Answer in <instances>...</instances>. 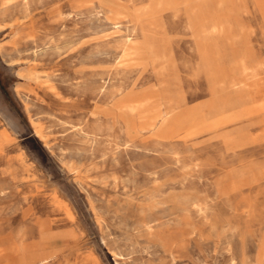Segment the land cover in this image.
Instances as JSON below:
<instances>
[{"label":"rangeland","instance_id":"rangeland-1","mask_svg":"<svg viewBox=\"0 0 264 264\" xmlns=\"http://www.w3.org/2000/svg\"><path fill=\"white\" fill-rule=\"evenodd\" d=\"M117 263L264 264V0H0V264Z\"/></svg>","mask_w":264,"mask_h":264},{"label":"bare ground","instance_id":"bare-ground-1","mask_svg":"<svg viewBox=\"0 0 264 264\" xmlns=\"http://www.w3.org/2000/svg\"><path fill=\"white\" fill-rule=\"evenodd\" d=\"M212 23H213V22H212ZM14 24H15V23H14ZM13 26H14V25H13ZM14 27H15V26H14ZM17 27H18V25H17ZM200 35H202V34H200ZM206 36H207V35H206ZM238 41H239V40H238ZM239 42H240V41H239ZM136 49H137V48H136ZM136 49H135V50H136ZM131 50H132V49H131ZM14 63H15V62H14ZM35 83H36V82H35ZM37 125H38V124H37ZM36 132H37L39 135L42 136V134H41V132H40V129H37V127H36ZM37 133H36V134H37ZM38 134H37V135H38ZM115 254H116V253H115ZM117 264H118V263H117Z\"/></svg>","mask_w":264,"mask_h":264},{"label":"crops","instance_id":"crops-1","mask_svg":"<svg viewBox=\"0 0 264 264\" xmlns=\"http://www.w3.org/2000/svg\"><path fill=\"white\" fill-rule=\"evenodd\" d=\"M36 133H37V132H36ZM37 134H38V133H37ZM38 136H41V135L38 134Z\"/></svg>","mask_w":264,"mask_h":264}]
</instances>
